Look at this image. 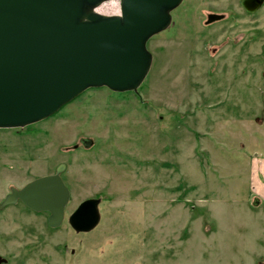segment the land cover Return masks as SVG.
Returning a JSON list of instances; mask_svg holds the SVG:
<instances>
[{"label": "rangeland", "instance_id": "rangeland-1", "mask_svg": "<svg viewBox=\"0 0 264 264\" xmlns=\"http://www.w3.org/2000/svg\"><path fill=\"white\" fill-rule=\"evenodd\" d=\"M171 15L137 92L88 88L0 128V202L62 163L70 189L58 227L21 201L0 211L1 264H264V2L182 0ZM89 198L100 221L76 232Z\"/></svg>", "mask_w": 264, "mask_h": 264}, {"label": "water", "instance_id": "water-1", "mask_svg": "<svg viewBox=\"0 0 264 264\" xmlns=\"http://www.w3.org/2000/svg\"><path fill=\"white\" fill-rule=\"evenodd\" d=\"M107 0H0V128L41 121L88 88L138 91L153 55L147 41L166 29L171 11L182 0H120V13L96 10ZM264 0H242L254 12ZM224 18L210 13L207 23ZM92 141L84 139L87 146ZM11 187L0 211L21 201L48 211V225L65 218L70 189L61 173ZM100 199L79 204L68 221L76 232H89L100 221ZM7 259L0 256V264Z\"/></svg>", "mask_w": 264, "mask_h": 264}]
</instances>
